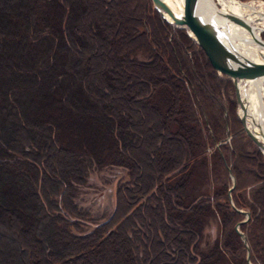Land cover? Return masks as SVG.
Masks as SVG:
<instances>
[{"label": "trees", "instance_id": "1", "mask_svg": "<svg viewBox=\"0 0 264 264\" xmlns=\"http://www.w3.org/2000/svg\"><path fill=\"white\" fill-rule=\"evenodd\" d=\"M104 167L129 181L84 232ZM241 211L264 264V155L186 29L151 0H0V264H248Z\"/></svg>", "mask_w": 264, "mask_h": 264}, {"label": "water", "instance_id": "2", "mask_svg": "<svg viewBox=\"0 0 264 264\" xmlns=\"http://www.w3.org/2000/svg\"><path fill=\"white\" fill-rule=\"evenodd\" d=\"M152 3L166 23L175 28L186 29L191 39L204 50L216 69L227 73L232 78L237 97V116L247 135L264 155V127L255 126L251 120L249 93L250 87L259 90V86L264 82V40L253 36V26L244 15L239 16L232 12L221 11L216 4L209 10V13H204L202 0H184L177 7H171L164 0H152ZM216 16L224 18V28L215 20ZM230 23L245 29L252 35L254 42L260 48L257 52L258 60L250 59L232 44L229 36ZM229 172L233 180V187L229 191V198L232 202L231 193L236 186V179L230 169ZM241 213L245 214L246 220L236 226V231L248 248L247 262L252 264L246 236L240 231V226L250 219V213L242 211Z\"/></svg>", "mask_w": 264, "mask_h": 264}, {"label": "rangeland", "instance_id": "3", "mask_svg": "<svg viewBox=\"0 0 264 264\" xmlns=\"http://www.w3.org/2000/svg\"><path fill=\"white\" fill-rule=\"evenodd\" d=\"M259 7L261 8V5ZM128 181V172L125 169L104 167L90 170L85 188H82L77 199L79 208L88 215L83 227L84 232L92 230L95 227L93 223H101L112 216L116 208L118 190ZM219 230V222L215 218L206 228L204 240L208 241V246L213 245L220 237Z\"/></svg>", "mask_w": 264, "mask_h": 264}, {"label": "bare ground", "instance_id": "4", "mask_svg": "<svg viewBox=\"0 0 264 264\" xmlns=\"http://www.w3.org/2000/svg\"><path fill=\"white\" fill-rule=\"evenodd\" d=\"M171 7H177L181 5L183 0H164ZM220 6L221 11L232 12L235 15L245 16L246 19L252 24L254 29L253 36L261 37V33L264 30V9H258L252 5H245L235 0H202V10L204 13H209L213 5ZM215 20L224 28V18L216 16ZM229 36L232 44L236 48L244 53L250 59L258 60L257 52L260 49L257 43L254 42L252 35L245 29L230 23ZM228 29V28H227ZM264 90L261 85L259 90H256L253 94L251 103V120L255 126L260 125L264 127Z\"/></svg>", "mask_w": 264, "mask_h": 264}]
</instances>
